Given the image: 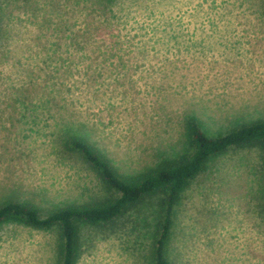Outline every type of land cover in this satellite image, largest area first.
<instances>
[{
	"label": "rangeland",
	"instance_id": "1",
	"mask_svg": "<svg viewBox=\"0 0 264 264\" xmlns=\"http://www.w3.org/2000/svg\"><path fill=\"white\" fill-rule=\"evenodd\" d=\"M0 68V107L24 110L0 108V201L46 216L118 195L67 130L131 176L189 155L194 121L217 136L264 120V0H0ZM262 155L232 148L190 183L172 264H264ZM160 203L83 225L77 264H154ZM62 246L58 227L0 224V264H62Z\"/></svg>",
	"mask_w": 264,
	"mask_h": 264
},
{
	"label": "trees",
	"instance_id": "2",
	"mask_svg": "<svg viewBox=\"0 0 264 264\" xmlns=\"http://www.w3.org/2000/svg\"><path fill=\"white\" fill-rule=\"evenodd\" d=\"M3 94L6 100L9 94ZM15 100L17 103H12L11 106L15 104L16 107H22L18 98ZM35 106L39 107V103ZM80 133L76 130L75 132L67 130L66 140L63 141L64 147L80 153L86 163L101 177L106 187L118 192L117 196L93 202L71 203L57 208L46 216H42L28 203L6 201L7 199L0 201V224L17 221L35 229L59 228L63 245L62 264H77L83 225L114 223L139 207L147 197L154 195L161 196V203L151 234V257L154 264H172L169 246L174 234L176 206L184 191L205 169L211 158L232 148H258L263 154L264 168V120L243 125L217 136L208 135L199 123L194 121L190 126L194 150L189 155L175 161L159 163L147 171L131 176L121 175L110 158L91 138ZM261 190L264 195V175ZM262 211L264 207L261 213Z\"/></svg>",
	"mask_w": 264,
	"mask_h": 264
},
{
	"label": "crops",
	"instance_id": "3",
	"mask_svg": "<svg viewBox=\"0 0 264 264\" xmlns=\"http://www.w3.org/2000/svg\"><path fill=\"white\" fill-rule=\"evenodd\" d=\"M8 104H10V103H8ZM0 108H2V109H7V108H9V109H11V108H13V109H15V111L16 110H22V108L21 107H4V106H2V107H0ZM20 111L18 112V113H20ZM22 113H23V115H24V110L23 111H21ZM21 114V113H20Z\"/></svg>",
	"mask_w": 264,
	"mask_h": 264
}]
</instances>
